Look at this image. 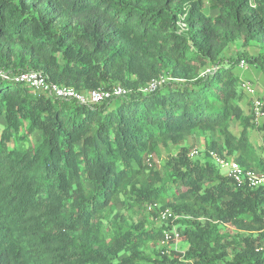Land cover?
<instances>
[{
  "label": "trees",
  "instance_id": "16d2710c",
  "mask_svg": "<svg viewBox=\"0 0 264 264\" xmlns=\"http://www.w3.org/2000/svg\"><path fill=\"white\" fill-rule=\"evenodd\" d=\"M211 5L0 0V71L126 91L82 105L0 79V264H264V187L239 188L211 157L264 173L239 74L245 60L264 75V0ZM194 133L211 135L202 159L183 145ZM154 204L184 252L147 225Z\"/></svg>",
  "mask_w": 264,
  "mask_h": 264
},
{
  "label": "built area",
  "instance_id": "2783aa9c",
  "mask_svg": "<svg viewBox=\"0 0 264 264\" xmlns=\"http://www.w3.org/2000/svg\"><path fill=\"white\" fill-rule=\"evenodd\" d=\"M239 66L241 69H245L247 68L248 63L245 60H242ZM0 79H13L16 82L24 83L33 88L35 91L46 94L49 97L74 100L82 105L97 104L113 96L118 97L126 93L123 88L114 87L110 90H93L85 94L77 91L73 87L51 83L47 80L46 76L39 71L22 72L12 77L8 73L0 71ZM164 81L165 79H162V81H153L147 88V91H155ZM241 86L243 91L253 99V121L256 124H259L264 119V102L257 97L255 88L250 82L243 81ZM198 155V149H194L190 153L191 157H196ZM211 157L221 172L226 177L231 179L239 188L244 186H248L250 188L264 187V173H258L254 169H246L242 167L234 158L223 157L216 152H211ZM147 211L149 213L156 212L157 218L161 223L173 218V213L170 209L163 210L156 204L148 206ZM163 235L164 236L161 241L162 247L171 241H179L180 239V233L178 230L165 231Z\"/></svg>",
  "mask_w": 264,
  "mask_h": 264
},
{
  "label": "rangeland",
  "instance_id": "374dc122",
  "mask_svg": "<svg viewBox=\"0 0 264 264\" xmlns=\"http://www.w3.org/2000/svg\"><path fill=\"white\" fill-rule=\"evenodd\" d=\"M206 2V14L214 16L216 12L213 10L211 7V0H205ZM239 48V45L237 44H232L228 51L227 55L229 54H235ZM241 50V49H240ZM248 51L252 53H257V50L254 45L252 47L248 48ZM239 74L243 81H248L250 82L253 87L256 89L257 96L261 98L264 102V75L261 73V71L256 68L254 65L248 63L247 68L239 70ZM250 98V97H249ZM251 100V98H250ZM243 108L245 112H248L250 109V105L248 104V101H246L243 104ZM254 126H256L254 129L251 130L250 137L252 142H254L257 146V152L259 155L264 157V119L261 121L259 124H256L254 121H252ZM233 125V130L238 131L237 126L235 124ZM263 129V130H262ZM211 139V135L209 133L207 134H199V133H194L189 139L186 140V142L183 144L189 149V153H191L192 150L198 149L199 150V155L197 156L196 159L203 158L205 155V150H206V144ZM182 146V145H181ZM180 150V145L178 144H172L171 145V151H174V153H177ZM162 158L166 157V153L163 151ZM162 162V160H159ZM147 225L148 226H153L157 228L161 227H170L171 230H177V226L174 225L172 220H167L164 222H160L156 216L151 215V218L149 217V220H147ZM165 248L168 249H175L181 252H184L188 248V243L185 241H171L168 244L164 246Z\"/></svg>",
  "mask_w": 264,
  "mask_h": 264
},
{
  "label": "crops",
  "instance_id": "0c3cea01",
  "mask_svg": "<svg viewBox=\"0 0 264 264\" xmlns=\"http://www.w3.org/2000/svg\"><path fill=\"white\" fill-rule=\"evenodd\" d=\"M243 80V79H242ZM255 91H256V89H255ZM256 95H257V92H256Z\"/></svg>",
  "mask_w": 264,
  "mask_h": 264
}]
</instances>
